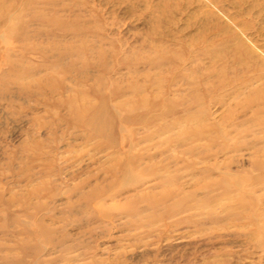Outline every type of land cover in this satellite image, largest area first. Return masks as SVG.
Returning a JSON list of instances; mask_svg holds the SVG:
<instances>
[{"label": "rangeland", "instance_id": "obj_1", "mask_svg": "<svg viewBox=\"0 0 264 264\" xmlns=\"http://www.w3.org/2000/svg\"><path fill=\"white\" fill-rule=\"evenodd\" d=\"M0 264H264V0H0Z\"/></svg>", "mask_w": 264, "mask_h": 264}]
</instances>
